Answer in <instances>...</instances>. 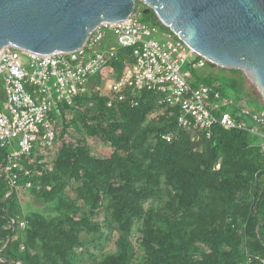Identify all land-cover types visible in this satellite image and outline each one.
Wrapping results in <instances>:
<instances>
[{
  "label": "trees",
  "instance_id": "obj_1",
  "mask_svg": "<svg viewBox=\"0 0 264 264\" xmlns=\"http://www.w3.org/2000/svg\"><path fill=\"white\" fill-rule=\"evenodd\" d=\"M141 5L134 15L174 36L153 11H137ZM132 61L130 49H118L109 65L119 75L123 62ZM200 61L189 70L191 87L214 88L235 104L253 98L242 72L221 78L201 72L219 68L194 55ZM98 84L93 81L68 110L86 138L110 147L113 156H94L85 138L64 143L70 127L64 121L55 139L63 143L51 162L32 150L20 161L29 174L19 173L14 187L0 148V264H264L260 138L219 125L182 128L178 109L160 104V93L110 103L95 91ZM21 191L48 205L51 215L22 216ZM82 234L93 239L82 242ZM109 244L113 251L106 250Z\"/></svg>",
  "mask_w": 264,
  "mask_h": 264
},
{
  "label": "built area",
  "instance_id": "obj_2",
  "mask_svg": "<svg viewBox=\"0 0 264 264\" xmlns=\"http://www.w3.org/2000/svg\"><path fill=\"white\" fill-rule=\"evenodd\" d=\"M159 32L142 22L141 14L133 13L125 20L100 24L73 52L23 53L22 57V52L10 47L0 50L5 98L0 148L5 151L3 171L12 186H17L19 173L29 174L21 159L32 150L40 154L43 149L51 151L56 145V128L66 119L68 108L95 80H99L95 91L108 96L110 103L134 98L140 92H157L162 95L160 104L178 109L179 127L208 130L219 125L247 130L260 138L264 150V110L235 104L203 84L191 87L189 70L200 68L203 61L194 62V54L182 41ZM118 49H130L133 59L123 62L119 75L109 65ZM104 86L107 92L102 90ZM29 186L27 183L25 188Z\"/></svg>",
  "mask_w": 264,
  "mask_h": 264
},
{
  "label": "water",
  "instance_id": "obj_3",
  "mask_svg": "<svg viewBox=\"0 0 264 264\" xmlns=\"http://www.w3.org/2000/svg\"><path fill=\"white\" fill-rule=\"evenodd\" d=\"M137 2L194 55L242 72L264 99V0H0V50L76 51L100 24L129 18Z\"/></svg>",
  "mask_w": 264,
  "mask_h": 264
},
{
  "label": "rangeland",
  "instance_id": "obj_4",
  "mask_svg": "<svg viewBox=\"0 0 264 264\" xmlns=\"http://www.w3.org/2000/svg\"><path fill=\"white\" fill-rule=\"evenodd\" d=\"M146 9L145 6L141 5L139 7H137V11H142ZM157 28V27H156ZM160 32L159 33H165L166 31L160 29L159 27L157 28ZM158 40H160V35L157 37ZM110 42L112 43V40H110ZM22 57L24 56L23 53H21ZM201 72L207 73V72H211V73H216L217 75L221 76V78L223 76L226 77H231L233 76L232 73H230V70H225V69H207L205 67H203L201 69ZM241 76V79L244 82L245 88L247 91H249L250 96H252L253 98L257 99L259 103H264V99L260 96L259 92L257 91V89L250 83L249 80H247V78L244 76V74H240L239 77ZM104 92H107V87L104 86L102 89ZM224 92L227 94V96L231 97L232 99H234V93L233 91L226 87ZM253 98L248 97V99H246L243 103L248 107L251 108L252 110H256L259 111L260 109V105L257 104ZM5 104V102H4ZM66 123H70V127L68 129V134L67 136L64 137V143L70 144V143H74L75 139L81 137V138H85L86 139V143L89 145L91 152L94 156L99 157V158H107V157H111L113 156V151L111 150L110 147L102 144L101 142H99L97 139H93V138H86V136L82 133V129L79 126L78 123H76L75 118H74V114L72 112H69V114L67 115L66 119H64L59 125L58 128H56L57 132H60L63 122ZM260 141V140H259ZM63 142L57 140L56 145H54L51 149V151H48V153H43L40 154L39 152L36 153L35 155H41L43 156V161L44 162H51L53 156L55 155L56 151L58 150V148L62 145ZM45 156V158H44ZM67 194L70 197H73V193L68 190ZM20 203H21V209H22V216L29 213V212H39L41 214L50 216L51 215V210L48 207V205L43 204L41 201H38L36 199H34L27 191H21L20 195ZM81 239L82 242H89L91 241L93 238L90 234H82L81 235ZM113 245L109 244L106 247V250L109 251H113Z\"/></svg>",
  "mask_w": 264,
  "mask_h": 264
},
{
  "label": "crops",
  "instance_id": "obj_5",
  "mask_svg": "<svg viewBox=\"0 0 264 264\" xmlns=\"http://www.w3.org/2000/svg\"><path fill=\"white\" fill-rule=\"evenodd\" d=\"M4 102H5V98H4L3 84H2V80L0 78V113L5 112Z\"/></svg>",
  "mask_w": 264,
  "mask_h": 264
}]
</instances>
